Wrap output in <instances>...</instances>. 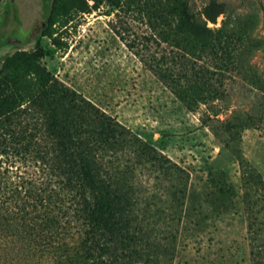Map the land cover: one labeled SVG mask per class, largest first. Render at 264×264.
<instances>
[{
	"label": "trees",
	"instance_id": "trees-1",
	"mask_svg": "<svg viewBox=\"0 0 264 264\" xmlns=\"http://www.w3.org/2000/svg\"><path fill=\"white\" fill-rule=\"evenodd\" d=\"M95 1L94 8L100 0ZM166 4L174 20L169 32L182 52L172 56L171 65L159 68L160 74L188 108L219 99L228 69L233 70L230 60L237 38L208 21L216 22L225 4L211 0L201 14L190 0ZM57 6L53 0L52 12ZM47 32L48 25L43 30ZM253 83L264 89L260 80ZM260 95L243 114L209 123L220 149L205 183L208 195L223 199L217 214L233 217L239 208L245 212L252 264H264V176L240 142L247 127L264 137V93ZM225 155L238 164V181L229 179L228 170L220 166ZM139 170H157L164 189H146ZM189 179V172L153 143L27 51L4 56L0 264H172L182 227L198 232L197 226L209 216L206 206L193 203Z\"/></svg>",
	"mask_w": 264,
	"mask_h": 264
},
{
	"label": "rangeland",
	"instance_id": "rangeland-1",
	"mask_svg": "<svg viewBox=\"0 0 264 264\" xmlns=\"http://www.w3.org/2000/svg\"><path fill=\"white\" fill-rule=\"evenodd\" d=\"M210 1L190 0V4L201 14ZM217 1L225 4V11L208 25L235 32L233 70L228 69L219 99L188 108L159 72L182 52L169 32L174 20L166 0H100L96 8L95 0H58L48 32L43 33L46 25L33 37H29L32 18L42 14L40 0H0V44L13 38L0 51V68L5 55L27 51L189 172L193 203L206 206L209 216L197 226L198 232L182 227L172 264H252L245 212L239 208L233 217L217 214L223 199L208 195L205 183L209 164L220 149L209 123L243 114L264 93L253 83L256 79L264 83V0ZM168 32L171 38L166 40ZM241 136L242 151L264 176V137L254 127L243 129ZM220 166L228 170L229 179L239 180L233 158L222 156ZM138 174L146 189H164L157 170Z\"/></svg>",
	"mask_w": 264,
	"mask_h": 264
},
{
	"label": "water",
	"instance_id": "water-1",
	"mask_svg": "<svg viewBox=\"0 0 264 264\" xmlns=\"http://www.w3.org/2000/svg\"><path fill=\"white\" fill-rule=\"evenodd\" d=\"M42 4V14L36 18H32L33 29L30 32L29 37H33L39 34L43 28L48 24V19L52 13V0H40ZM13 38L6 39L2 44H0V51L7 47L8 43L12 42Z\"/></svg>",
	"mask_w": 264,
	"mask_h": 264
}]
</instances>
